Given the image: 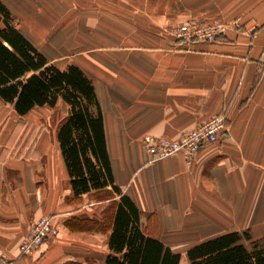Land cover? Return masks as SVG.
Masks as SVG:
<instances>
[{
  "label": "crops",
  "instance_id": "0c3cea01",
  "mask_svg": "<svg viewBox=\"0 0 264 264\" xmlns=\"http://www.w3.org/2000/svg\"><path fill=\"white\" fill-rule=\"evenodd\" d=\"M3 2L51 62L73 63L93 82L114 182L143 231L184 264L190 246L219 234L264 236V0ZM213 17L239 28L214 41L171 34ZM60 103L19 115L0 98V248L10 264H104L110 252L105 215L118 195L110 186L73 193L53 120ZM213 114L226 130L190 162L150 159L144 135L174 139ZM42 215L58 233L23 256L19 244Z\"/></svg>",
  "mask_w": 264,
  "mask_h": 264
},
{
  "label": "trees",
  "instance_id": "16d2710c",
  "mask_svg": "<svg viewBox=\"0 0 264 264\" xmlns=\"http://www.w3.org/2000/svg\"><path fill=\"white\" fill-rule=\"evenodd\" d=\"M0 98L19 115L35 106H68L56 137L75 195L110 186L117 194L105 215L111 224L110 252L104 264H184L171 250L141 226V212L115 184L107 148L103 115L93 82L73 63L61 68L51 62L16 26L0 0ZM189 264H264V236L228 231L190 246Z\"/></svg>",
  "mask_w": 264,
  "mask_h": 264
},
{
  "label": "built area",
  "instance_id": "2783aa9c",
  "mask_svg": "<svg viewBox=\"0 0 264 264\" xmlns=\"http://www.w3.org/2000/svg\"><path fill=\"white\" fill-rule=\"evenodd\" d=\"M236 21H226L213 17L208 20L185 21L174 27L171 34L179 41H214L228 31L237 30ZM226 130L222 115L213 114L203 122L189 128L177 138L164 135H144L142 141L150 159L161 158L173 153H181L190 162L197 151L205 144L216 141ZM58 233V227L51 218L42 215L35 219L19 244V253L32 256L42 245ZM11 258L0 248V264H10Z\"/></svg>",
  "mask_w": 264,
  "mask_h": 264
},
{
  "label": "rangeland",
  "instance_id": "374dc122",
  "mask_svg": "<svg viewBox=\"0 0 264 264\" xmlns=\"http://www.w3.org/2000/svg\"><path fill=\"white\" fill-rule=\"evenodd\" d=\"M67 106L64 103H60L58 104V106H56V110H55V114L53 117V120L56 121L58 120V122L60 123V121L66 116L67 114Z\"/></svg>",
  "mask_w": 264,
  "mask_h": 264
},
{
  "label": "bare ground",
  "instance_id": "6f19581e",
  "mask_svg": "<svg viewBox=\"0 0 264 264\" xmlns=\"http://www.w3.org/2000/svg\"><path fill=\"white\" fill-rule=\"evenodd\" d=\"M47 216V215H46Z\"/></svg>",
  "mask_w": 264,
  "mask_h": 264
}]
</instances>
